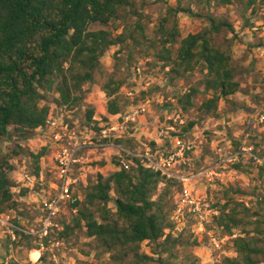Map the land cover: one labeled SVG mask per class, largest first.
I'll list each match as a JSON object with an SVG mask.
<instances>
[{"label":"trees","instance_id":"1","mask_svg":"<svg viewBox=\"0 0 264 264\" xmlns=\"http://www.w3.org/2000/svg\"><path fill=\"white\" fill-rule=\"evenodd\" d=\"M231 1L220 0L224 4ZM128 9H135L134 0H0V139L9 137L12 127L22 138L30 139L39 128L47 125L55 109L78 106L85 99V85L96 83L102 59L111 48L130 46L136 50L151 43L141 18L133 27L126 25L123 33L118 35L110 29L113 23L125 20L122 12ZM183 12L195 14L189 7H167V15L161 20L158 32L162 31L168 38L157 57L164 61V68L170 67L167 74L172 81L201 72L200 83L180 95L178 105L189 111L197 106L199 95H203L198 110L215 116L220 102H233V96L241 91V83L236 77L231 52L217 45L213 34H220L224 28L235 32V28L227 18L211 14L208 17L210 27L205 32L184 37L177 25V17ZM95 25L102 28L95 29ZM168 43L178 48L170 51L166 46ZM113 77L104 85V91L108 97V113L117 115L123 110L119 92L125 82ZM53 92L59 98L50 101ZM40 101L44 102L42 109H38ZM54 103L58 106H52ZM95 112L93 108L88 110L87 124L95 122L97 128L99 122L94 120ZM196 126V121H190L183 126V133L173 134L185 139L184 134ZM117 142L133 147L132 139ZM47 153V147L31 153L37 164L34 175L38 178L42 158ZM20 154L21 151H14L16 156ZM193 154L188 152L187 155L191 157ZM240 163L243 164V160L237 166ZM106 164L105 161L102 163ZM185 167L195 170L192 166ZM14 169L8 158L0 153V214L7 207H15L16 183L11 177ZM261 169L264 174V168ZM162 183L165 184L164 197L153 201L151 196ZM180 188V181L167 179L140 164L130 170L115 171L108 177L99 174L96 181L86 187L85 198L73 205L72 213L74 209L77 212L72 214L69 223L64 224L65 229L59 238L66 240L84 224L88 237L98 239L105 252L111 253L113 264H148L155 257L141 252L143 243H156L162 254L179 244L172 233H166V229L174 228L170 220L173 206L168 205L166 197L171 190L177 193ZM230 190L226 191V196ZM29 192L32 191L27 188L24 191L25 194ZM112 201L116 206L115 215L108 209ZM95 206L102 213L100 218L93 209ZM217 206L222 212L215 217L216 222L225 234L234 236L240 232L233 240L237 256L226 258L223 264L263 263L264 199L259 200L255 209L232 198ZM17 234L16 246L37 248L31 237L21 236L19 231ZM51 242L52 238L47 240L49 248ZM48 255L49 252L43 260ZM159 260L160 264L169 263L163 257Z\"/></svg>","mask_w":264,"mask_h":264},{"label":"rangeland","instance_id":"2","mask_svg":"<svg viewBox=\"0 0 264 264\" xmlns=\"http://www.w3.org/2000/svg\"><path fill=\"white\" fill-rule=\"evenodd\" d=\"M134 2L135 9L123 11L125 20H118L110 26V29L118 35L123 33L126 25L133 27L141 18L146 25V32L151 43L136 50L130 46L124 48L116 46L108 50L102 59V69L96 74V83L86 84L84 87L85 99L75 108L54 109L63 114L70 123L80 127L82 131L85 128L98 130V125L106 123L109 119L105 114L108 97L104 91V85L111 76H114L116 80L125 82L119 92L122 111L131 105L150 102V112L141 119L143 123L140 122L136 126V128L138 126L146 128L144 136L139 138L140 141L152 142L150 135H159L161 129L172 122L170 118L180 116L175 126V133H183V126L188 122H197V126L191 132L184 134L185 139L192 142L194 146L192 156L194 169L221 162L219 149H222V153L225 154L240 148L245 143L253 145L264 154V121L262 122L259 116L264 113V15L261 14L264 13V0H254V2L232 0L227 4L220 0H134ZM169 5L189 7L195 13L190 15L183 12L177 17V25L184 37L191 33L205 32L210 27L208 17L211 14L227 18L235 28V32L224 28L220 34H213L214 42L231 52L236 77L241 83V91L232 98L234 103L220 102L215 116L205 115L198 110L197 106H200L204 100L203 95H199L197 106L189 111L182 110L178 105V97L200 83L203 78L200 71L192 73L187 78L172 81L167 74L170 67L164 68V61L158 60L157 53L162 52L164 41L168 38L167 34L158 32V29L161 20L167 15ZM245 13L248 15L246 16ZM172 25L173 22L169 24V27ZM116 27L117 31H115ZM94 28L100 29L102 26L95 25ZM153 41L154 44H152ZM166 46L170 51L178 48L173 43H168ZM139 65L144 68L143 77L135 75ZM132 90L136 91L135 100L128 96V91ZM53 93L50 95V101L59 98L57 93ZM52 106L58 105L54 103ZM92 108L96 111L94 120L99 122L97 128L95 122L87 124V112ZM46 142L44 134L39 131H36L30 139H25L13 127L9 137L0 139V153L14 165L15 169L11 177L16 183L15 207L12 209L7 207L0 217L5 215L12 224L20 227H33L39 217L37 199L40 198L38 194L40 189L33 180L37 164L31 153L41 151ZM164 143L165 149L172 148L168 140ZM14 151H21V154L16 156ZM116 153L115 150L109 151L107 158H93L85 165L89 184H93L99 174L108 177L119 170V167H116L119 162ZM104 161L106 165H102ZM43 162L45 161H41L42 165ZM238 163H222V166L217 169L221 174L220 177L214 178L213 182L198 184V192L213 203L220 211V215L222 208L217 205L219 203L223 205L229 198L245 203L253 209L259 206V200L264 199V174L261 167L251 161H243L240 166H237ZM33 185L35 186L31 189ZM26 188L32 192L25 194ZM228 189L231 190L226 196ZM80 191L84 199L86 187ZM112 195L116 197L114 192ZM176 195L177 193H174L171 198H167L168 205L170 204L171 207ZM93 209L97 211V216L100 218L102 213L98 210L99 207L95 206ZM108 209L112 215H115L114 201L109 203ZM72 216L71 209H67L66 219L70 221ZM251 220L248 219V221ZM195 223L193 220L191 227L172 229L173 238H177L179 244L176 247L173 246L169 252L162 254L161 248L157 247L156 243H143L141 252L155 257V260L148 264H160L161 257L167 260L168 264H223L226 258L237 256L233 240L238 234L240 235L239 231L234 236L225 234L214 218L199 233L198 230L195 232L193 227ZM121 224L125 223L121 222ZM250 229L254 231L253 227ZM214 237L221 240L219 250L213 244ZM15 243L9 228L0 226V264H20L27 261L30 249L25 246L18 247ZM233 252L236 255H230ZM112 261L111 253L105 252V248L98 239L88 237L83 224L80 229L64 240L62 246L54 248L53 251L50 250L43 264H113Z\"/></svg>","mask_w":264,"mask_h":264},{"label":"built area","instance_id":"3","mask_svg":"<svg viewBox=\"0 0 264 264\" xmlns=\"http://www.w3.org/2000/svg\"><path fill=\"white\" fill-rule=\"evenodd\" d=\"M257 29V28H255ZM144 68L139 65L136 68L135 75L143 77ZM131 94V95H129ZM128 96L135 100L136 91H128ZM67 108V107H66ZM135 109L133 113L130 111ZM150 112V102H142L139 105L128 106L126 110L114 118H109L106 123L99 124L100 130L85 128L84 131L76 124H72L66 120L63 114L56 112L51 113L48 123L45 127L39 128L37 131L44 134L47 140L45 147L48 148V153L42 158L44 164L42 166L40 177H33L34 182L39 186L40 198L39 202V217L33 227L25 228L12 224L7 216L0 217V226L7 227L11 231V236L14 241L19 239L18 231L21 236L31 237L37 248L28 251V259L25 263L20 264H43L44 256L56 247L64 244V240L60 239V234L64 231L65 223L70 221L66 219V210L71 209V214L76 213L72 208L79 200H83L80 190L89 185V179L85 173V165L93 160V158L102 159L107 156L109 151H117L119 170H130L132 166L142 165L147 169H152L160 173L167 179H172L181 182V188L177 192L173 208L171 210L170 220L176 229L191 227L194 220L195 232H202L206 224L220 215V211L215 208L213 203L208 198L203 197L198 192V184L205 182H213L214 178L220 177L221 174L217 169L226 162L251 161L257 166L264 168V156L253 145L244 144L240 148L223 154L222 149L218 150L221 162L217 164L203 166L201 169L194 171L188 170L185 166H192L193 158L188 156V152L194 153L192 142L175 136L176 123L180 120V116L172 117L170 124L161 129L159 138L171 143L170 151H163L161 154V146L153 145L152 142L146 143L137 141L141 146L146 145L147 148L139 150V155L136 154L134 146L130 147L117 141L125 139L123 135L109 137V127L113 134L119 131L120 125L132 126L130 130L135 131L136 126L140 124L141 119ZM125 113L127 115H125ZM134 115V119L129 118ZM260 120L264 121V113L260 114ZM96 119V117H95ZM168 133L166 139L162 133ZM88 140L90 143H83L82 140ZM133 141L136 139L131 137ZM77 145L73 151L72 146ZM186 145V146H185ZM65 155L69 156L68 164L61 163ZM154 157V159H150ZM123 161V162H121ZM124 164L128 166L125 167ZM54 166V167H53ZM58 177V178H57ZM33 185L32 188H34ZM177 212L182 213V217L178 220L173 219ZM208 217V219H203ZM174 231L171 228L166 229V233L170 234ZM52 238L51 248L47 246V240ZM213 244L219 250L221 249V240L213 238ZM39 255L34 257L33 253Z\"/></svg>","mask_w":264,"mask_h":264},{"label":"clouds","instance_id":"4","mask_svg":"<svg viewBox=\"0 0 264 264\" xmlns=\"http://www.w3.org/2000/svg\"><path fill=\"white\" fill-rule=\"evenodd\" d=\"M261 14L264 15V13H261ZM245 15L247 16L248 13H245ZM109 71H111V69H109ZM53 94H54V93H53ZM129 95H131V94H129ZM113 98H114V97H113ZM43 106H44V102H43V101L38 102V109H42ZM130 111H132V112L134 113V112H135V109H131ZM125 115H127V114L125 113ZM129 118L134 119L135 117H134V115H133V116H131V117H129ZM131 128H132V126H129V125H120V129H119V131L116 132L115 134H113L112 131H111V128L109 127V132L107 133V135H108L109 137H113L114 135H115L116 137H119V136L123 135L125 139H130L131 137L135 136L136 139L133 141V146H134V150H137V151H136V154L139 155V150H144V149L147 148V146H146V145L141 146V144H138V143H137V141H139V133H137V132H135V131H131V130H130ZM162 135H163L166 139H171V138L168 137V133H167L166 131L163 132ZM82 142H83V143H90V141H88V140H86V139L82 140ZM185 146H186V145H185ZM76 147H77V145H75V144L72 146L73 151L75 150ZM163 151H170V149H165V148L163 147V144L161 143V154H162ZM106 158H107V157H106ZM150 159H154V157H150ZM68 162H69V156H68V155H65V156L63 157V159L61 160V163H63V164H68ZM121 162H123V161H121ZM124 166L127 167L128 165H127V164H124ZM53 167H54V166H53ZM57 178H58V177H57ZM164 193H165V184L162 183V184L158 187L157 191L151 196V199H152L153 201H156V200H158V198L164 197ZM173 194H174V193H171V192H170L169 196L166 197V198H171V195H173ZM181 217H182V213L177 212V214L173 217V219H176V220L179 221V219H180ZM203 219H208V217H203ZM209 222H210V221H209ZM230 255H236V253L233 252V253H230ZM89 259H90V258H89Z\"/></svg>","mask_w":264,"mask_h":264},{"label":"crops","instance_id":"5","mask_svg":"<svg viewBox=\"0 0 264 264\" xmlns=\"http://www.w3.org/2000/svg\"><path fill=\"white\" fill-rule=\"evenodd\" d=\"M105 114H106V116L108 117V118H114V116L113 115H111V114H109L108 113V111H106L105 112ZM141 123H143L142 121H141ZM144 130H146V128H144V127H140V126H138V128H136V130H135V132H137V133H139V138H142V136H144ZM150 136H152V142L155 144V145H159V146H161V143L163 144V146H164V141L163 140H161L160 138H159V135H156V136H154V135H150ZM135 137V136H134ZM136 138V137H135ZM140 140V139H139Z\"/></svg>","mask_w":264,"mask_h":264},{"label":"bare ground","instance_id":"6","mask_svg":"<svg viewBox=\"0 0 264 264\" xmlns=\"http://www.w3.org/2000/svg\"><path fill=\"white\" fill-rule=\"evenodd\" d=\"M34 257L38 256L39 254L37 252L33 253Z\"/></svg>","mask_w":264,"mask_h":264}]
</instances>
